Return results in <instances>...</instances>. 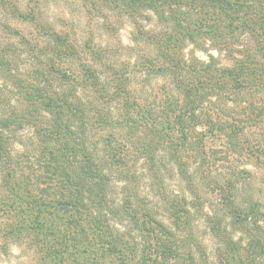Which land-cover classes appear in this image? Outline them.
I'll use <instances>...</instances> for the list:
<instances>
[{
  "label": "trees",
  "instance_id": "16d2710c",
  "mask_svg": "<svg viewBox=\"0 0 264 264\" xmlns=\"http://www.w3.org/2000/svg\"><path fill=\"white\" fill-rule=\"evenodd\" d=\"M38 1L0 0V255L264 264V0H83L100 35Z\"/></svg>",
  "mask_w": 264,
  "mask_h": 264
},
{
  "label": "rangeland",
  "instance_id": "374dc122",
  "mask_svg": "<svg viewBox=\"0 0 264 264\" xmlns=\"http://www.w3.org/2000/svg\"><path fill=\"white\" fill-rule=\"evenodd\" d=\"M22 1V0H21ZM40 11L43 18L51 23H54L57 27L60 25L74 27L77 31L80 32H88L89 30L96 35L101 34V16L98 14H94V12H90L87 10L85 2L83 0H39ZM107 15H110L107 13ZM5 18V17H4ZM8 18V17H7ZM5 18V19H7ZM3 22L4 19L0 18ZM9 26L12 28L23 29V26L16 21H12L7 19ZM108 21H112L111 17H108ZM3 24L2 22H0ZM61 23V24H59ZM153 24V23H152ZM155 26V25H154ZM76 31V32H77ZM132 28L128 21H123L121 24L119 23V30L117 28L116 34L114 36L123 46H129L130 43V33ZM79 33V32H78ZM81 34V33H80ZM0 39L4 42L7 41L5 35L0 31ZM210 53L218 59L221 65H229L230 62L223 56L218 54L216 51H210ZM120 54L124 55L125 50L121 49ZM196 57L202 61H206L207 57L205 54L201 52H196ZM251 171H254L252 167L248 166ZM257 172L248 185L246 186V190L248 194L254 196L256 193L260 191H264V183L262 179H264V175L259 176ZM169 187L172 189H178L177 183L174 181L168 182ZM197 230L199 235L209 239L206 236L205 228L201 223L197 224ZM209 241V240H208ZM209 247H213L210 241L207 243ZM0 264H39L38 259L35 254L29 250L27 247L17 246L15 244H10L7 248V252L4 255H0Z\"/></svg>",
  "mask_w": 264,
  "mask_h": 264
}]
</instances>
